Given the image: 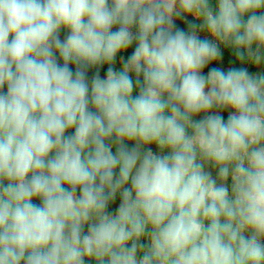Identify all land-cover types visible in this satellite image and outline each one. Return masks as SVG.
I'll return each instance as SVG.
<instances>
[{"label":"clouds","instance_id":"1","mask_svg":"<svg viewBox=\"0 0 264 264\" xmlns=\"http://www.w3.org/2000/svg\"><path fill=\"white\" fill-rule=\"evenodd\" d=\"M0 264H264V0H0Z\"/></svg>","mask_w":264,"mask_h":264},{"label":"trees","instance_id":"2","mask_svg":"<svg viewBox=\"0 0 264 264\" xmlns=\"http://www.w3.org/2000/svg\"><path fill=\"white\" fill-rule=\"evenodd\" d=\"M179 26L183 28V27H184V24H183V23H180ZM131 51H132V49H129L128 53H121L120 55H124V56L131 55ZM116 66H117V67L119 66V56H118V58H117V65H116ZM212 66H218V65H212ZM223 66H224V67H227V56H225V64H224ZM231 66H233V67H242V66L246 67L247 65H240L239 63H237L236 61L233 60ZM70 67H72L73 70H75V66H74V65H70ZM106 68H107V66H104V68L101 69V71H100V74H101L102 77H103L104 75H106ZM95 71H96V69H90V70L88 71V76H89V78L94 74ZM224 115H225V118H226L227 113H224ZM73 131H74V130H69V133H71V132H73ZM33 202H34V203H37V204L40 203L39 200H34ZM118 202H119V199L117 200L116 203H118ZM116 203H115V204H116ZM115 204L110 205V206H109V210H110L111 207H113Z\"/></svg>","mask_w":264,"mask_h":264},{"label":"rangeland","instance_id":"3","mask_svg":"<svg viewBox=\"0 0 264 264\" xmlns=\"http://www.w3.org/2000/svg\"><path fill=\"white\" fill-rule=\"evenodd\" d=\"M191 19V18H190ZM63 35H64V33L62 32V37H63ZM205 71H207V69L205 70ZM249 71H250V73H253L254 72V70L253 69H249ZM154 151H155V149H154ZM119 203V202H118ZM118 203H116L113 207H111V209L109 210L110 212H114L115 211V208L118 206Z\"/></svg>","mask_w":264,"mask_h":264}]
</instances>
